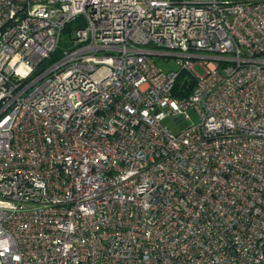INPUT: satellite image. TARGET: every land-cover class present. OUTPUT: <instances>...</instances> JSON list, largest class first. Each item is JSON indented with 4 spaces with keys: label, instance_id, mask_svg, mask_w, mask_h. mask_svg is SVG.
<instances>
[{
    "label": "built area",
    "instance_id": "1",
    "mask_svg": "<svg viewBox=\"0 0 264 264\" xmlns=\"http://www.w3.org/2000/svg\"><path fill=\"white\" fill-rule=\"evenodd\" d=\"M0 264H264V0H0Z\"/></svg>",
    "mask_w": 264,
    "mask_h": 264
},
{
    "label": "rangeland",
    "instance_id": "2",
    "mask_svg": "<svg viewBox=\"0 0 264 264\" xmlns=\"http://www.w3.org/2000/svg\"><path fill=\"white\" fill-rule=\"evenodd\" d=\"M67 36L68 35H66L64 33L62 34L61 42L59 45V50L68 46ZM154 58H155L156 64L158 66H160L163 70H169V68L170 69H177L178 68V64L176 63L175 57H165V58L154 57ZM194 70L198 75L204 74V70L200 66H195ZM187 115L190 117L191 121L183 120L179 124H176L175 123V116L169 115L163 120V124L172 128L173 131L178 132L181 129H183L184 127H186L189 123L197 121V116L193 110H188Z\"/></svg>",
    "mask_w": 264,
    "mask_h": 264
},
{
    "label": "trees",
    "instance_id": "3",
    "mask_svg": "<svg viewBox=\"0 0 264 264\" xmlns=\"http://www.w3.org/2000/svg\"><path fill=\"white\" fill-rule=\"evenodd\" d=\"M74 26H75V23H74V22L69 23V24L65 27L64 34H66V35L69 36Z\"/></svg>",
    "mask_w": 264,
    "mask_h": 264
}]
</instances>
